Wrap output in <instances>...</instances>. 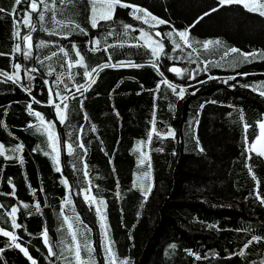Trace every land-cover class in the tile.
Segmentation results:
<instances>
[{
  "label": "trees",
  "instance_id": "1",
  "mask_svg": "<svg viewBox=\"0 0 264 264\" xmlns=\"http://www.w3.org/2000/svg\"><path fill=\"white\" fill-rule=\"evenodd\" d=\"M124 2L147 9L167 23L153 27L152 21L145 24L135 19L132 9L117 6L113 21H101L100 27L93 29L88 22L90 0H77L66 11L87 29L88 35L77 29L65 39L69 30L61 32L48 21L51 13H46L44 26L49 32L56 28L60 34L49 35L37 23V31L32 33V58L25 59L22 37L28 30L21 26V39L14 36L16 27L10 15L13 0H0V8L5 9L0 13V53L5 54L0 55V71L11 74L15 71L13 64L20 63L22 84L28 85L23 68L38 69L32 73L35 79L31 82V94L19 84L4 82L5 78L0 76V144L4 146V155H0V204L4 205L0 209V227L14 231L20 238L17 242L28 249L37 264H68L65 258H70V254L65 245L70 243V237L61 212L69 217L78 214L83 221L78 226L81 230L84 225L91 229L87 235L96 247L94 255L99 264H104L99 218L94 207L89 208L83 199L82 189L89 186L90 180L92 193L107 203L110 237L119 258L129 257L132 264L264 263V240L245 248L254 236L264 237V204L256 195L259 191L264 197V157L249 152L259 134L258 122L264 118V96L242 86L264 84V60L234 68L232 63L238 54L224 56L225 47L206 50L202 43H194L193 48L182 45L176 50L172 43L173 39L179 40L178 31L187 29L195 41L219 39L226 48L259 52L264 50V17L247 11L241 4L220 6L219 0ZM57 6L63 8L59 0ZM25 7L22 4L17 12L22 15ZM123 25L132 26L127 34ZM140 29L161 33L156 39L163 43L166 55L157 61L148 48L134 46L143 44L137 40ZM109 32L113 34L108 35ZM93 38L101 40V50L89 51ZM40 41L47 46L37 47ZM16 43H21V53L14 51ZM73 44L90 68L121 61L143 66L104 68L96 83L81 96L76 93L75 84L86 82L83 69L72 70L74 74L80 73L74 76V83L68 79L67 65L59 53V48L64 47L75 58ZM108 45L112 47L103 51ZM52 52L58 56L46 59ZM153 61L159 65V71L152 66ZM49 65L55 69L52 75H48ZM171 67L187 71L181 78L169 71ZM60 73H64L63 83L58 84ZM164 79L186 89L183 99L162 83ZM65 84L71 92L65 90ZM49 86L62 95L77 96L68 101V119L64 124L48 103ZM33 98L40 103H33ZM56 102L60 103L58 98ZM28 104L46 121L56 122L61 172L56 171L52 156L44 154L51 153L46 136L30 127L38 120L29 114ZM154 115L156 130L166 134L172 129L175 138H158L153 133L151 143L147 142ZM245 124L249 125L247 130ZM66 141L73 143L75 155L66 153ZM78 141L84 143L86 154L76 147ZM139 141L145 143L140 145ZM18 144L24 146L22 164L17 158L21 154L11 152ZM142 152L151 163L150 179L144 181L145 185L152 184L146 202L135 186L137 178L149 170L147 159L140 164ZM9 155L13 158L6 159ZM65 178L72 186L70 205L64 203L69 198V189L62 183ZM36 202L40 204L39 212ZM23 204L29 207L24 208ZM13 206L19 208V229L11 227L6 215ZM45 228L55 256L48 254L43 242ZM9 245V238L0 235V264H32L23 252ZM81 255L86 256L83 251Z\"/></svg>",
  "mask_w": 264,
  "mask_h": 264
},
{
  "label": "snow or ice",
  "instance_id": "2",
  "mask_svg": "<svg viewBox=\"0 0 264 264\" xmlns=\"http://www.w3.org/2000/svg\"><path fill=\"white\" fill-rule=\"evenodd\" d=\"M77 0H59V4L63 6V8H59L57 6V0H13L14 7L11 9L10 15L13 17V23L16 27V31L14 32V36L17 39H21L20 34V27H25L28 31L27 33L22 37V41L26 44V48L22 52L21 43H16L14 47V51L16 53H21L25 57V59H31L32 58V33L37 31V23L40 24V30L47 32L49 35H57L60 34L56 31V28H53L51 32H49V29L44 26V22L46 21V13H51V16L48 17V21L58 27L61 32H63L64 29H68L69 31L67 34L64 35V38L67 39L68 36H70L73 32H75L77 29L83 33L84 35H88L87 29L82 28L79 23H77L71 15L67 14V9L70 6H74L76 4ZM22 4H26L27 7L23 8L22 15H20L17 12V8L21 6ZM220 6L225 5H231V4H241L243 7L252 13H258L261 17H264V0H219ZM119 7L123 8H130L132 9L131 15L137 19L142 20L145 24H149L150 21L154 22L151 26H155L156 24H165L167 21L159 19L155 16H153L150 12L147 11V9L141 8L136 5H132L129 3H125L124 0H90V14H89V24L91 28L95 29L100 27V22L103 21L105 23L109 21L114 20L115 16V9ZM5 9L0 8V13H3ZM211 11H217V9H212ZM143 15H140V14ZM33 14L36 15V21H33ZM59 17L58 18V15ZM210 13H205V15H209ZM199 19H203V17H200ZM198 22V21H197ZM125 28L127 34V29H130L131 25H123ZM140 35L137 37L138 41H143V44H137L134 46L138 47H146L151 51V55L156 58L158 61L162 55H166L164 45L161 41L157 40L156 37H160L161 33L156 32L154 34L149 33L145 31L144 29L139 30ZM112 32H109L108 35H112ZM172 34L170 33L169 36ZM176 35L179 37V40H172V43L174 45V49L179 50L183 46H186L187 48H193L194 43H202V47L204 49H209L210 47L218 48V47H225V51L223 53L224 56H228L229 53L238 54V59H234L232 63V67H239L241 63H251L256 59H262L264 60V50H261L259 52L253 51L250 53L241 52L240 49H237L235 47L232 48H226V46L223 45V42L219 39L213 41V40H207V41H195L190 38L189 30L184 31H178ZM89 43L93 45L92 48L89 49V51L95 52L99 51L101 40L98 38H93ZM47 44L44 41H40L37 47L42 48L46 47ZM108 47H112L111 45H108L103 49V51L107 52ZM72 50L74 51V56L70 54L68 50H66L64 47L59 48V53H62L61 60L63 61V64L67 65L68 69V79L74 80L75 75H79L80 73H73V69L75 68H82L83 73L82 76L84 80L86 81L84 84H75L76 93H80L81 96L85 92H87L93 84L96 83V78L99 76V72L102 71L104 68L109 67H142L143 65H137L131 61L128 62H118L116 64L112 63H104L101 65H97L95 67H89V65L86 63L85 56L81 54L80 49L73 44ZM193 51H196L193 49ZM0 55H5L4 53H0ZM191 55V53H189ZM58 56L57 52H52L50 56H47L46 59L51 60L53 57ZM109 60H111V55L108 57ZM40 64H43V60H39ZM63 66V65H62ZM152 66L159 71V65L153 61ZM49 67L48 75H52V73L55 71L54 68H52L51 65ZM13 68L15 69L14 72L11 74L7 72L0 71V76L4 77V82H11L13 84H19L21 87H23L24 91L31 94V82L35 79V76L32 75V73L37 72L38 69L36 68H27L24 67L23 71L27 75L28 85L22 84V77H21V70L22 66L20 63H14ZM206 70V69H205ZM172 73L176 74L177 76L183 78L186 69L179 68V67H171L169 69ZM190 76L191 73H188ZM163 76V73H161ZM240 75H248L247 73H241ZM64 76V73H60L57 76V81L59 83H63L62 77ZM192 78H195L192 76ZM211 78V77H210ZM229 79H236V77H230ZM47 84L48 82L45 81ZM163 84H165L168 88L172 90L173 93L177 94L181 99L184 97V93L186 89L184 87H180L178 85H174L171 82H169L167 79H164L162 81ZM225 83H227V80H225ZM243 87H251L253 91H259V95L264 96V84L260 85H242ZM159 87V85H158ZM179 87V92H177V88ZM65 90L68 92H71L72 90L68 88V85L65 84ZM49 92V104L53 106L56 110L57 118L61 124H64L68 119V109H69V99L76 100L77 96L75 93H72L71 97L67 95H62L60 91L55 90L51 86L48 87ZM56 98L59 99L60 103L56 102ZM33 103H40L39 101L35 100L33 98ZM81 107L83 106V101H79ZM63 105V107H61ZM27 110L30 115H33L37 118L38 123L36 125H30V127H34L37 132H40L41 134L45 135L49 144V147L51 149V153L45 152V155H51L54 163L57 165L56 171L61 172L62 169L60 167V137L59 134L55 132V121H46L43 115L40 112L34 111L32 109V105H27ZM85 119H87V114H85ZM152 128L149 132L147 142L150 144L152 140V134L155 133L158 138H166L167 136H171L172 138H175V131L172 129H169L166 134H162L156 130L155 124V115L153 116L152 120ZM0 125H2V122H0ZM245 130L249 127V125H244ZM258 128H259V134L256 138V140L251 144L249 148V152H255L256 155L260 157H264V120H261L258 122ZM95 125L92 126V131H95ZM82 131V129H81ZM70 136V134H68ZM144 141H139L138 144L143 145ZM23 144H18L15 148L11 149V152L15 155L17 153H20L17 158L19 159V162L23 163ZM76 147L83 150V152L86 154L87 149L82 141H78L76 143ZM65 151L68 155H75L76 149L73 147V143L65 142L64 145ZM162 149H158V151H161ZM203 150V149H201ZM0 155H4V146L0 144ZM13 155L6 156V159H12ZM145 159L149 161L148 163V171L144 172L142 176L137 178V184L135 185L138 187L142 193L145 202L148 199V196L151 194L152 191V184L148 183L145 185L144 181L150 179V170H151V163H150V157L147 156L146 153H141V160L140 164L143 165L145 162ZM249 159H251V155H249ZM75 167V165H73ZM84 176H88L87 172V165L85 163L84 165ZM249 171L251 172V168H249ZM255 179V176H253ZM62 183H64L68 189H69V198L65 200V205L72 204L71 201V190L72 186L68 185V181L65 178L62 180ZM257 184H259V181H257ZM88 187L82 189L83 193V199L86 202V204L89 206V208H93L95 210L96 215L99 218V227L101 229V236L102 240L100 243V249H101V255L104 258V264H132L131 259L129 257L119 258L117 252L115 251V245L114 241H112L110 237V227L107 223V215H106V208L107 203L103 198L97 197V195H94L92 193V185L91 181H88ZM33 194H35V190L33 191ZM79 194V193H78ZM11 195H15V186L13 185V191ZM119 195V194H118ZM257 199L260 200L261 204H264V197L260 196L259 191L256 193ZM4 205L0 204V209H2ZM24 208H28L29 205L23 204ZM35 209L37 212L40 211V204L39 202H36ZM19 211V208L17 206L11 207L9 211H7L6 215L10 217V223L11 227L13 229H19L22 227L21 224L17 223V213ZM61 215L63 216V223L67 225V235L70 237V243H67L65 245V248L67 252L70 254V258L66 257L65 259L68 260V264H99L95 257L96 247L93 244V241L91 240V237L87 235V233L91 232V229L88 228L86 225H84L83 230L78 225H82L83 221L80 219L79 215L76 214L74 217H69L67 215H64L63 212H61ZM0 235L4 237H8L10 240V245L12 247L18 248L21 252L24 253L25 256L28 257L29 260L32 261V264H37V261L34 260L28 252V249L23 247L20 243L17 241L20 239L14 231L6 230L4 227H0ZM261 240H264V237L254 236L251 241H249L245 248H247L250 244L253 242L259 243ZM43 242L47 246L48 254L50 256H55L56 252L53 250L54 245L49 242L48 237V231L45 228L43 230ZM63 244L64 241H61ZM170 247L175 248V245H171ZM82 251L86 254V256H82ZM240 255H244L243 252L240 253ZM197 259H200L199 256L196 257Z\"/></svg>",
  "mask_w": 264,
  "mask_h": 264
},
{
  "label": "water",
  "instance_id": "3",
  "mask_svg": "<svg viewBox=\"0 0 264 264\" xmlns=\"http://www.w3.org/2000/svg\"><path fill=\"white\" fill-rule=\"evenodd\" d=\"M23 44H24V46H25V48H26V44L23 42ZM32 45H33V39H32ZM174 74V73H173Z\"/></svg>",
  "mask_w": 264,
  "mask_h": 264
},
{
  "label": "rangeland",
  "instance_id": "4",
  "mask_svg": "<svg viewBox=\"0 0 264 264\" xmlns=\"http://www.w3.org/2000/svg\"><path fill=\"white\" fill-rule=\"evenodd\" d=\"M263 120H264V118H263ZM262 264H264V263H262Z\"/></svg>",
  "mask_w": 264,
  "mask_h": 264
}]
</instances>
